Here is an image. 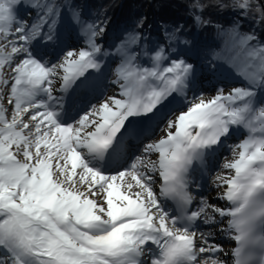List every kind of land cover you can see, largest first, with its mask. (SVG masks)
<instances>
[{
    "label": "snow or ice",
    "instance_id": "6c2138e0",
    "mask_svg": "<svg viewBox=\"0 0 264 264\" xmlns=\"http://www.w3.org/2000/svg\"><path fill=\"white\" fill-rule=\"evenodd\" d=\"M23 4L0 0V264H227L220 254L228 253L209 241L211 233L198 230L201 221L216 223L215 216L227 218L220 231L236 243L233 264H264V101L258 100L264 44L258 37L238 27L223 30L224 47L213 59L245 86L190 100L195 65L171 55L189 45L181 29H165L166 42L151 49L147 37L129 31L116 47L118 95L76 107L66 94L87 88L101 71L109 54L98 39L105 27L83 21L68 0H28L31 20L19 16ZM191 7L203 11L199 3ZM232 7L242 16L253 10L252 0H233ZM67 10L83 46L63 47L49 59L41 49L62 44L59 26ZM256 10L259 23L264 8L257 4ZM170 97L185 107L164 112ZM149 121L164 135L144 144L131 163L110 170L125 141L139 139ZM241 130L247 134L229 143ZM224 150L232 159L224 157L221 168L228 171L217 173L214 183L227 206L201 198L192 208L193 161L203 164ZM165 199L179 214L168 211Z\"/></svg>",
    "mask_w": 264,
    "mask_h": 264
},
{
    "label": "trees",
    "instance_id": "16d2710c",
    "mask_svg": "<svg viewBox=\"0 0 264 264\" xmlns=\"http://www.w3.org/2000/svg\"><path fill=\"white\" fill-rule=\"evenodd\" d=\"M81 15V19L89 23L102 24L108 27L110 40L120 44L124 35L136 31L148 38L147 47L154 48L165 43V29L169 32L181 29V39L189 41V45H179L176 51H195L199 59H208L221 52L224 47L223 30L238 27L241 33H254L258 42L264 44V20L257 22L260 13L257 4L264 8V0H252L253 10L246 16L235 10L233 0H68ZM203 5V11L191 7L193 4ZM224 7H220V5ZM194 13L199 14L207 24L197 23ZM72 19L71 10L65 11ZM143 21V26L138 25ZM110 22V24H109ZM215 60V59H214ZM222 62L220 60H215ZM223 63V62H222ZM224 64V70L230 69ZM237 77V76H236ZM240 79V78H239ZM242 86L244 82L242 81ZM264 98V94H261Z\"/></svg>",
    "mask_w": 264,
    "mask_h": 264
},
{
    "label": "rangeland",
    "instance_id": "374dc122",
    "mask_svg": "<svg viewBox=\"0 0 264 264\" xmlns=\"http://www.w3.org/2000/svg\"><path fill=\"white\" fill-rule=\"evenodd\" d=\"M27 1L28 0H24V4H23V6H20L19 7V12L21 11V10H23V11H25V15H21V14H19V16L20 17H22L23 19H26V20H29V18H33L34 16H35V12H33L32 10H29V9H31L27 4H25V2L27 3ZM30 13H31V15H30ZM107 31L105 30L104 31V33H103V35H102V37H99L98 39H103V38H105L106 36H107ZM216 72V68L213 70V73H215ZM6 75H10V72H7L6 71ZM112 78L113 79H115L114 78V76H112ZM111 78V79H112ZM234 87H236V85L234 86L233 85V83L232 84H230V85H227V86H225V87H221V86H215L214 87V93H213V95L215 96L216 94H217V90L218 89H220V88H222L223 90H224V93L225 94H227L232 88H234ZM119 86L118 85H116V84H114L113 86H110L109 88H108V90H106V92H104V95L101 97V99L98 101V103L99 102H101L102 100H106L108 97H110V96H115V95H118V92H119ZM115 93H117V94H115ZM4 106H5V108H8V109H11V106L10 105H8V103H7V100L5 99L4 100ZM9 114H10V112H9ZM164 126V125H163ZM164 135V133L163 132H159V134L157 135V137H155L154 139H152V140H149L147 143H151V142H155V141H157L158 139H159V137H161V136H163ZM143 148V146L141 147V149ZM155 153H153L152 155H151V159H153V160H155ZM222 159H224V158H222ZM232 159V158H231ZM221 164V163H220ZM211 180V179H210ZM155 183H154V185H153V187H154V190L156 191V185H157V175L155 176ZM212 193V190H210V188L209 187H207V189L206 190H204V191H202V193L200 194V195H196L197 196V201H196V205H199L200 204V202H201V198H203L207 203H208V199H207V195L209 194H211ZM220 194H221V191H219L218 192V199L216 200V199H213L211 202H214V205H216L217 207H218V205L220 204V203H222L221 202V199H220ZM93 199H96L98 202H102V200H101V197L100 196H97V197H92ZM224 223V220H222V224ZM204 225H205V223H203L202 221H201V224H200V226H199V231L200 232H204V233H206V229L204 228ZM230 239H229V237H228V244H227V249H228V252H229V247H230ZM201 255H207V254H201ZM227 264H229V260H228V262H227Z\"/></svg>",
    "mask_w": 264,
    "mask_h": 264
},
{
    "label": "bare ground",
    "instance_id": "6f19581e",
    "mask_svg": "<svg viewBox=\"0 0 264 264\" xmlns=\"http://www.w3.org/2000/svg\"><path fill=\"white\" fill-rule=\"evenodd\" d=\"M216 81H217V77L213 76L211 82L214 83ZM212 83H210V84H212ZM115 94H117V93H115ZM140 153L142 154V152H140ZM226 157H228V159L232 158L230 153L228 155H226ZM223 160L224 159L221 160V164L223 163ZM227 171L228 170L222 169L221 165H219L218 168L212 173L211 180L209 181V184H208V187L210 188V190H212V193L210 195L209 194L207 195V199L209 200L208 204L214 205V202H211V201L213 199L217 200L218 199V192L222 191L219 187L216 186V183H214L215 175L217 173H220V172L227 173ZM158 190L159 189H157V191ZM218 207H222V203H220L218 205ZM208 212H209V215H215V214L211 213V210H208ZM215 220L217 221L216 223H208V224L204 225V228L206 229V233L205 234L207 235L208 233H211V235L208 236L209 241L211 243H213V244L220 245L224 249V251L226 253H228V255H223L222 253L220 254V259L228 262V260H229V252H228V249H227L228 236L220 231V229L222 227H225V226L222 224V220H221V218L219 216H215Z\"/></svg>",
    "mask_w": 264,
    "mask_h": 264
}]
</instances>
